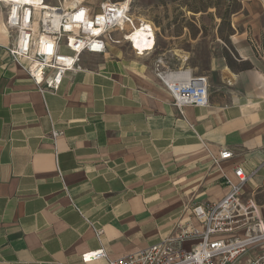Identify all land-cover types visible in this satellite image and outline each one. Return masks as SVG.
I'll use <instances>...</instances> for the list:
<instances>
[{"label": "crops", "instance_id": "0c3cea01", "mask_svg": "<svg viewBox=\"0 0 264 264\" xmlns=\"http://www.w3.org/2000/svg\"><path fill=\"white\" fill-rule=\"evenodd\" d=\"M231 26L237 58L218 36L195 40L203 56L194 49L179 67L172 49L109 46L84 55L55 95L0 43V264H107L81 257L144 250L186 209L225 197L235 166L256 172L247 191L264 189V0L245 1ZM161 58L209 79L208 107L179 112L155 75ZM223 149L235 158L218 168Z\"/></svg>", "mask_w": 264, "mask_h": 264}, {"label": "built area", "instance_id": "2783aa9c", "mask_svg": "<svg viewBox=\"0 0 264 264\" xmlns=\"http://www.w3.org/2000/svg\"><path fill=\"white\" fill-rule=\"evenodd\" d=\"M70 2L0 0L10 39L6 51L40 93L57 94L67 75L82 70L84 55L104 56L109 46L122 44H129L137 57L157 50V28L137 21L131 3ZM138 30L144 32L142 50L134 38ZM154 72L180 113L189 106H209L207 77L194 78L191 71L174 69L162 58L156 60ZM60 136V132H52L54 140ZM234 158L232 151L223 149L212 161L220 168ZM233 174L230 178L223 172L228 188L225 197L186 209L170 235L159 243L116 260L109 259L104 250L86 253L81 257L83 263L241 264L245 260L243 264H264V206L255 194L245 192L256 172L248 175L243 167L235 166Z\"/></svg>", "mask_w": 264, "mask_h": 264}, {"label": "rangeland", "instance_id": "374dc122", "mask_svg": "<svg viewBox=\"0 0 264 264\" xmlns=\"http://www.w3.org/2000/svg\"><path fill=\"white\" fill-rule=\"evenodd\" d=\"M94 5H98L104 1L125 2L127 0H85ZM247 0H208L209 9L205 13L193 14L184 8H179V2L171 0H132V12L137 21L148 22L155 25L157 28V45L160 49H172L174 53L180 57V60H172L171 65L179 67L183 61L191 57L190 52L198 49L202 55L203 51L200 48L193 47L195 40L191 38L194 33L197 34V39L206 38L207 43H218V39L229 49L224 41L218 35V28L221 25V20L218 17L219 13L226 11H236L243 6ZM133 4V5H132ZM6 11L0 9V30L5 27ZM232 19V17H231ZM204 30V31H203ZM227 28L222 29V36H227ZM196 39V40H197ZM9 38L0 33V43L7 44ZM225 48V49H226ZM226 49V50H227ZM228 52V50H227ZM203 56V55H202ZM204 63V62H202ZM246 191L247 195H252L255 192ZM257 202L264 206V189L255 193ZM245 260L242 261L243 264Z\"/></svg>", "mask_w": 264, "mask_h": 264}, {"label": "trees", "instance_id": "16d2710c", "mask_svg": "<svg viewBox=\"0 0 264 264\" xmlns=\"http://www.w3.org/2000/svg\"><path fill=\"white\" fill-rule=\"evenodd\" d=\"M171 1L172 2H179V4H180L179 8H184L188 12H191L193 14L205 13L209 9L208 0H171ZM242 1H244V0H242ZM241 8H242V6L240 4L239 7L236 9V11L228 10L225 13L221 14V13H219V8L216 7L218 17L221 20V25L218 28V35L224 41V43L229 48V50L233 53V56L236 57V58H237V55H236L235 51L232 48L231 42L229 40V37H230V35L233 32V29H232V26H231V17L236 12H238ZM223 28H227V30H228L226 37L222 36V29ZM191 38L193 40H196L197 39V34L194 33L193 35H191ZM225 57H226V60H227V62L229 64V67L231 69H235V64H234V61H233V57L230 55L229 52L225 51ZM248 67L249 66H244V68H248Z\"/></svg>", "mask_w": 264, "mask_h": 264}, {"label": "bare ground", "instance_id": "6f19581e", "mask_svg": "<svg viewBox=\"0 0 264 264\" xmlns=\"http://www.w3.org/2000/svg\"><path fill=\"white\" fill-rule=\"evenodd\" d=\"M14 2H17V3H19V4H26V3H28L29 2V0H13ZM83 0H71V2L69 3V5H74L75 3H80V2H82ZM130 2H132V0H127V3H130ZM133 5V4H132ZM142 21V20H141ZM147 25H149V24H147ZM5 31L7 32V33H9L8 32V30H7V28H6V25H5ZM144 32H142V31H137L136 32V35L134 36V38L138 41V44H137V47L140 49V50H142L143 49V43H142V40H141V38L144 36V34H143Z\"/></svg>", "mask_w": 264, "mask_h": 264}]
</instances>
